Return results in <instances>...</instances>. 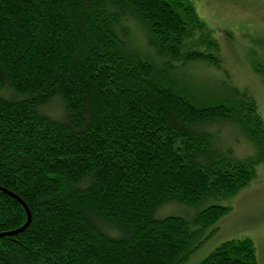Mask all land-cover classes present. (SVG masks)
<instances>
[{"label": "trees", "instance_id": "trees-1", "mask_svg": "<svg viewBox=\"0 0 264 264\" xmlns=\"http://www.w3.org/2000/svg\"><path fill=\"white\" fill-rule=\"evenodd\" d=\"M135 23L153 58L130 45ZM194 64L222 70L187 0H0V264H185L216 234L217 202L256 176L216 130L259 163L264 121L246 89L195 99L176 77ZM9 193L30 212L12 235L27 215ZM198 264H257L253 241Z\"/></svg>", "mask_w": 264, "mask_h": 264}, {"label": "rangeland", "instance_id": "rangeland-1", "mask_svg": "<svg viewBox=\"0 0 264 264\" xmlns=\"http://www.w3.org/2000/svg\"><path fill=\"white\" fill-rule=\"evenodd\" d=\"M199 19L211 30L222 59V70L203 64L179 69L176 77L185 81L195 99L208 95L227 96L230 87L246 89L257 102L264 121V85L254 73V64L264 65V0H187ZM130 45L142 56L153 58L145 43V33L139 24H131ZM227 72L229 78L224 74ZM216 134L221 149L232 148L237 158L256 161V176L251 184L235 197L217 202L229 207L228 214L215 225L216 234L208 240L185 264H198L220 244L228 240L250 238L255 247L257 264H264V160L258 163V151L237 128L225 126ZM198 210L169 206L162 215L192 216Z\"/></svg>", "mask_w": 264, "mask_h": 264}, {"label": "water", "instance_id": "water-1", "mask_svg": "<svg viewBox=\"0 0 264 264\" xmlns=\"http://www.w3.org/2000/svg\"><path fill=\"white\" fill-rule=\"evenodd\" d=\"M6 192V191H5ZM8 193V192H7ZM13 198H15L21 205H22V207H23V209L25 210V212H26V215H27V220H26V223H25V225L23 226V227H21L20 229H18V230H16V231H13V232H11V233H7V235H12V234H17V233H19V232H21V231H23L26 227H27V225L29 224V222H30V212H29V210L27 209V206L25 205V203L23 202V201H21V199H19L17 196H15V195H13V194H11V193H9Z\"/></svg>", "mask_w": 264, "mask_h": 264}]
</instances>
